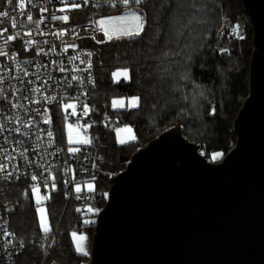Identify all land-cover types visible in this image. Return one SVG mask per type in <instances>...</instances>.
<instances>
[{
	"label": "trees",
	"instance_id": "1",
	"mask_svg": "<svg viewBox=\"0 0 264 264\" xmlns=\"http://www.w3.org/2000/svg\"><path fill=\"white\" fill-rule=\"evenodd\" d=\"M99 10L80 6L73 9L72 17L76 23L91 21ZM142 12L147 24L146 34L141 37L86 43L93 53L96 75V86L88 101L94 115L91 137L99 172L97 189L105 192L109 179L125 167L136 150L176 124L205 157L213 151L226 153L235 142L232 121L248 94L252 32L240 0H146ZM238 17L245 20L243 39L231 33ZM185 44L193 50L191 60L181 51ZM181 58L188 65L187 76H183ZM116 69H127L129 79L113 82L111 73ZM121 96L138 97V106L110 109L111 99ZM107 121L114 127L130 125L135 139L117 144ZM55 129L59 130L58 123ZM4 199L16 200L20 205L19 211L9 217L15 235L27 239L20 264H38L40 248L28 240L38 234V228L27 184H12L0 193V201ZM104 204L102 199L94 206L102 208ZM64 207L59 189L51 194L47 210L62 227L69 224ZM89 229L92 234L94 227ZM81 259L68 233H60L48 261L80 264Z\"/></svg>",
	"mask_w": 264,
	"mask_h": 264
},
{
	"label": "water",
	"instance_id": "2",
	"mask_svg": "<svg viewBox=\"0 0 264 264\" xmlns=\"http://www.w3.org/2000/svg\"><path fill=\"white\" fill-rule=\"evenodd\" d=\"M240 1L252 50L234 144L211 162L178 124L149 139L109 179L89 264H264V0Z\"/></svg>",
	"mask_w": 264,
	"mask_h": 264
},
{
	"label": "built area",
	"instance_id": "3",
	"mask_svg": "<svg viewBox=\"0 0 264 264\" xmlns=\"http://www.w3.org/2000/svg\"><path fill=\"white\" fill-rule=\"evenodd\" d=\"M68 2L13 0L10 5L7 0H0V11L9 13L7 18L0 17V88L4 90L0 94V165L5 166L0 172V193L17 182H24L28 189L38 187L43 194L61 189L64 210L69 213L66 227L58 222L50 228L47 238L42 231L28 239L42 249L38 264H62L57 260L48 261L55 238L63 232L84 229L88 206L93 208L96 202L107 198V191L98 189L75 191L76 184L97 180L99 176L91 135L84 133L83 139L91 142L79 144L77 152H69L66 134L64 131L58 133L56 123H53L54 118L60 119L63 127L66 115L76 124L87 125L93 121L88 98L96 86V75L93 53L86 43L104 41L92 21L76 23L72 17L73 8L69 7L65 12L59 10ZM76 2L85 8H112L105 0ZM27 14L40 22L38 28L27 20ZM52 14L57 17L67 15L68 20H53ZM12 18L16 20V27H12ZM244 25V18L239 17L232 26V36L241 37ZM9 35L14 39L7 41ZM28 40L33 44H28ZM77 56L79 59L70 60V57ZM72 76L80 79L72 80ZM32 88L40 91L32 92L29 90ZM51 97L56 99L50 100ZM65 104L76 105L75 115L72 108L65 109ZM53 109H56L55 113ZM16 128L20 131L16 132ZM49 129L52 137L47 134ZM199 152L204 155L202 149ZM33 175L37 176L36 181L31 179ZM53 183L55 189L51 186ZM19 209L16 200L0 201V264H20L27 239L17 237L9 226V217ZM91 216L95 219L96 213Z\"/></svg>",
	"mask_w": 264,
	"mask_h": 264
},
{
	"label": "snow or ice",
	"instance_id": "4",
	"mask_svg": "<svg viewBox=\"0 0 264 264\" xmlns=\"http://www.w3.org/2000/svg\"><path fill=\"white\" fill-rule=\"evenodd\" d=\"M8 4H13V0H7ZM85 3H87V0H84ZM105 3L109 4L111 7H121L123 9V14L121 15H117V16H113L110 17L108 19H100L97 23L99 25V27L103 30L104 35L108 38V40H112L114 37L116 39H121V38H127L129 40H132L134 38L137 37H141L142 34H146L145 29H146V24H147V20L146 17L143 15L142 12V6H144L146 4V0H105ZM81 5L79 3L76 2V0H69L68 3H65L64 7L60 8L59 10L61 12H65L69 7L76 9L79 8ZM20 7L23 9L24 8V4L21 3ZM42 11H47V9H42ZM0 17H4L7 18L9 17V13L6 11H0ZM51 19L55 20V19H60V20H64L67 21L68 20V16L64 15V16H60L57 17L55 16V14L51 15ZM191 20V17L189 18ZM27 20L36 24L37 28L39 27V21H34L33 20V16L31 14H27ZM12 27H16V20L15 18H12ZM6 31V30H5ZM63 33H61L62 35ZM181 36H185L184 33H181ZM14 37L9 35L7 37V41H11L13 40ZM240 39H243V36L240 37ZM6 41V43H7ZM46 42V41H45ZM28 44L32 45L33 41L32 40H28L27 41ZM181 51L184 53V57H186L188 60H191L192 56V49L190 48V46L188 45H182L181 46ZM88 55H91V53H89ZM177 56H179V53L176 54ZM75 59H79V57H70V60H75ZM83 63V61H82ZM180 63L185 67V72L183 73V76H187V69H188V65L184 64V58H181ZM88 66L89 69L91 68V62H88ZM17 67L19 68L20 66L17 65ZM61 71H64V68L61 67ZM25 75H27V73H25ZM114 77H116L117 79H119L121 76H123V78L125 80L129 79V72L127 69H124L122 71H117L114 72L112 74ZM72 80H78L80 79L77 76H72L71 77ZM83 82V81H81ZM32 92H39L40 89L39 88H32L29 89ZM3 88H0V94L3 93ZM46 99H48L46 97ZM55 97H51L50 100H55ZM72 99H78V97H73ZM139 103V98L138 97H131L128 101V107L131 108H135L138 106ZM112 105L113 107H118V108H124L125 107V102L124 100H113L112 101ZM13 107H19V105H13ZM65 109L67 108H72L73 109V115H75V108L76 105L75 104H65L64 105ZM84 110H85V114L87 113L88 109L87 106H84ZM72 125L69 124L68 128L70 130V135H69V143H72V139H71V129H72ZM16 132H19L20 129L16 128L15 129ZM127 131L131 132V129H127ZM47 134L49 137L53 136L52 131L49 129L47 131ZM131 139H135V136H131ZM78 143H82V144H88L91 141L88 139H83L80 141H77ZM120 143H126L125 140H121ZM69 152H77L79 151L78 148H69L68 149ZM220 154L217 153L213 156V159H216L217 156H219ZM5 170V166L4 165H0V172ZM31 179L33 181H36L38 178L37 176L33 175L31 177ZM47 180V178H45ZM55 179V177H53V180ZM52 188L55 189L56 185L55 183H53ZM88 188L89 190H92V184H88ZM33 193L36 194L37 196V204L40 205L42 202V199H47V197H40L39 195V188L33 186L32 189ZM75 191L77 193H79L81 191L80 185L77 184ZM40 212V228L43 230L44 234H45V238H47L48 234L50 233L51 229L49 227L48 224V220L47 217L45 215V210L43 207H39L37 209ZM89 212H94L95 209L93 208H89L88 209ZM85 223H90V221H85ZM72 237L73 240L75 241V251L78 254L81 255H87L88 253L85 250L84 247V241L86 239L85 236L83 235H77L76 232L72 233Z\"/></svg>",
	"mask_w": 264,
	"mask_h": 264
},
{
	"label": "rangeland",
	"instance_id": "5",
	"mask_svg": "<svg viewBox=\"0 0 264 264\" xmlns=\"http://www.w3.org/2000/svg\"><path fill=\"white\" fill-rule=\"evenodd\" d=\"M112 8H117V9H112ZM112 8H101L95 14V17L91 19V21L96 25V27L102 33L104 41H111V40H108V38L104 35L103 30L99 27L97 22L100 19H108L110 17L123 14V9L121 7H112ZM103 9H109V10L108 11H103ZM110 9H112V10H110ZM115 39L116 38L114 37L112 40H115ZM122 70H124V69H116V70H114L111 73V80L113 82H117V81H119L121 79H124L123 76H121L119 79H117L116 77H114L112 75L114 72L122 71ZM130 98H125V97H122V96L121 97H114V98L111 99L109 107H110V109H114V110L115 109L131 108V107H128V101H129ZM121 99L124 100L125 107L124 108L113 107L112 101L113 100H121ZM53 110H54V113H55L56 109H53ZM91 113H92V117H93L94 115H93L92 110H91ZM92 119H94V118H92ZM59 120L60 119H58V121H57V118H54V122L53 123L60 124L59 125L60 129L58 130V133H63V131H64V133L66 134V136H65L66 143L69 145L70 148H77L79 146V144H81V143H78L77 141L83 140L84 133H89L91 135V129H92L93 125H94V121H92L91 123H89L87 125L72 123L71 121H69V118L66 115L65 118H64V125L62 127L61 122ZM69 124H71L73 126L72 129H71L72 143H69V135H70V130L68 128ZM127 129H131V132L127 131ZM111 130H112L113 138H114V140L116 141L117 144H122V143H120V141L122 139L125 140L126 143L131 142L133 140L130 137L134 136V131H133V128L130 125H128V124H118ZM123 144H125V143H123ZM217 153H219L220 155L217 156L216 159H213V156L215 154H217ZM224 154H225V152L224 151H220V150L219 151L210 152L208 154V156H207V160L211 161V162H217L223 157ZM98 183H99V179L94 180V181H90V182H84L83 184L80 185V188H83V189L87 190V189H89L88 188V184H92V188L93 189H97ZM76 185H75V188H76ZM32 189L33 188L28 189V192H29V195H30L31 205H32V208H33L34 213H35V219H36V222H37L36 224H37L38 233H39V232L43 231L40 228V212L37 210L39 207H43L44 208L45 215L47 217L48 224H49L50 228L54 227L57 223L54 220L51 219V217H50V215L48 213V210H47V203L50 200L51 194H49V193L43 194L41 191H39L40 197H47V199H42L41 204L38 205L37 202H36L37 201V196H36L35 193H33ZM89 208H91V207L88 206L87 211H86V216H85L84 220L85 221H90V223H85L86 226L82 230H71V231L67 232L68 233V237L71 240V243H72V246H73L74 250H75V241L73 240L72 233L76 232L78 236L79 235H83V236L86 237V239L84 241V247H85V250H86V252L88 254L87 255H81L80 254L82 256L80 264H89V254H90V246H91V238H92V234H90L91 230L89 228H91V226L93 228L94 227L93 226V220L95 222V219L91 216V214L93 215L94 213H96V215H97L98 211L100 210V209L98 210L97 207H93V209H95V211L94 212H89L88 211ZM91 218L93 219L92 221H91ZM92 233H93V231H92ZM41 250H42L41 248L37 249V252H39V254H41Z\"/></svg>",
	"mask_w": 264,
	"mask_h": 264
}]
</instances>
